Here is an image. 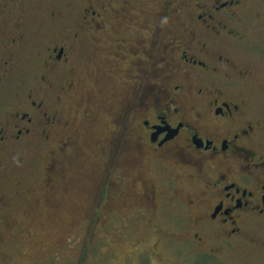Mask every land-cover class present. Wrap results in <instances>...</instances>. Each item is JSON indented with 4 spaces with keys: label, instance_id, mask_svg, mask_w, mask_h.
<instances>
[{
    "label": "flooded vegetation",
    "instance_id": "obj_1",
    "mask_svg": "<svg viewBox=\"0 0 264 264\" xmlns=\"http://www.w3.org/2000/svg\"><path fill=\"white\" fill-rule=\"evenodd\" d=\"M44 2L0 0V213L22 195L2 183L31 147L48 149L49 187L76 151L81 133L69 132L62 101L75 96L81 127L104 107L95 91L117 79L125 96L113 123L125 133L111 136L105 170L119 165L113 153L124 140L147 160L149 176L125 171L119 179L138 187L145 212L188 209L194 217L182 234L199 246L230 243L264 221V104L243 95L254 74L235 58L246 21L264 18V0H84L70 23L54 2L37 23ZM19 81L24 89L15 91ZM183 183L196 191L184 196ZM180 215L166 227L175 229ZM6 216L2 231L14 228Z\"/></svg>",
    "mask_w": 264,
    "mask_h": 264
},
{
    "label": "rangeland",
    "instance_id": "obj_2",
    "mask_svg": "<svg viewBox=\"0 0 264 264\" xmlns=\"http://www.w3.org/2000/svg\"><path fill=\"white\" fill-rule=\"evenodd\" d=\"M47 2L43 4L44 10L34 15L37 23L48 8L55 6L54 2L59 3L69 23L84 4V0ZM243 32L247 39L237 45L235 58L254 74L245 81L243 95L259 107L258 103L264 104V18L247 20ZM16 77L36 80L38 74ZM14 89L23 90L22 82L15 83ZM95 93L104 107L96 111L93 121L81 127L82 118L75 113V96L62 101L71 118L69 132L79 130L81 135L76 139V151L54 175L50 187L45 180L48 149L44 143L31 147L23 165L7 173L2 183L7 190L4 191L18 190L22 195L17 199L9 197V209L0 213L15 223L10 231L0 229L5 240L0 244V264H264V221H252L230 243L210 240L199 246L182 234V228L190 230L194 217L187 208L180 212L179 205L169 203V211L164 207L162 215L153 218L143 210L138 187L133 181L123 185L119 179L125 171L134 177L149 176L147 160L142 162L136 149L127 150L124 140L114 148L113 157L119 165L114 170L113 164H109L111 167L105 170V152H109L111 136L114 131L121 136L125 133L123 126L119 128L113 123L114 113L125 96V86L114 79ZM86 103L81 106L86 107ZM180 188L184 196L196 191L186 183ZM180 213L174 223L177 229L166 227L173 223L168 219L176 220L170 215ZM157 228L164 232L156 233ZM173 230L176 234L165 238Z\"/></svg>",
    "mask_w": 264,
    "mask_h": 264
}]
</instances>
